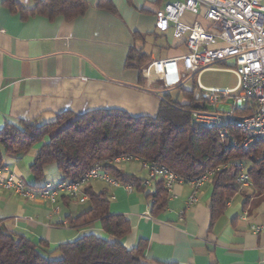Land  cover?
I'll use <instances>...</instances> for the list:
<instances>
[{
  "label": "crops",
  "instance_id": "obj_1",
  "mask_svg": "<svg viewBox=\"0 0 264 264\" xmlns=\"http://www.w3.org/2000/svg\"><path fill=\"white\" fill-rule=\"evenodd\" d=\"M16 1L25 9L34 6L33 0ZM84 1V13L69 20L38 14L22 18L0 0V129L6 123L19 121L51 123L64 112L81 115L93 110H120L131 117L156 116L163 92L161 83L147 80L143 74L141 79L139 69L125 65L131 51L146 57L144 68L152 60L176 59L186 54V35L179 39L171 28L159 33L155 27V13L178 0ZM260 4L264 6V0ZM182 22L208 25L202 12L185 14ZM211 72L233 75L221 70ZM200 77L199 84L205 89L236 87L202 85ZM182 88L193 90V102L203 108L193 80L191 86ZM204 108L214 111L208 104ZM44 142L25 154L4 157L0 184L9 173L31 187L61 181L55 164L45 166L40 179L31 172ZM123 170L142 181L147 177L138 162ZM86 189L96 194L104 192L109 213L129 221L130 233L121 242L127 249L145 242L147 264H264V230H254L264 226V193L257 194L251 184L241 187L212 224L210 182L201 187L196 202L190 206L187 202L191 187L174 186L164 210L153 216L148 195L154 193L155 185L128 193L123 185L91 181L82 191L87 196L83 203L71 201L64 194L56 203L39 195L21 198L0 185V224L7 232L47 252L87 234L105 238L97 223L78 229L68 224L69 218L86 211Z\"/></svg>",
  "mask_w": 264,
  "mask_h": 264
},
{
  "label": "trees",
  "instance_id": "obj_2",
  "mask_svg": "<svg viewBox=\"0 0 264 264\" xmlns=\"http://www.w3.org/2000/svg\"><path fill=\"white\" fill-rule=\"evenodd\" d=\"M33 1L31 9L23 8L16 0H2V4L12 13H20L22 18L38 14L49 19L62 16L70 20L82 15L87 8L84 0ZM145 61L143 54L131 51L125 67L139 69L142 79ZM174 88L187 103L179 102L178 96L173 98L162 87L158 111L153 118L131 117L120 110H93L81 115L64 112L47 124L6 123L0 129V169L4 157L25 154L45 139L48 140L40 146L31 166L35 179L42 178L45 166L55 164L62 180H73L93 164L122 155L165 165L186 180L213 169L215 173L208 181L213 188L212 224L241 189L236 183L238 164L248 165V169L245 168L249 184L257 194L264 193V159H258L261 146L254 145L245 151L225 150L215 129H204L191 120L190 112L198 108L193 102V90H184L180 84ZM104 169L121 185L143 189L142 180L112 166L106 165ZM85 192L88 195L86 211L69 218L68 224L78 229L97 223L105 238L87 234L47 252L26 238L7 232L0 224V264H147L145 242L140 241L130 249L123 246L121 241L131 229L129 221L122 215L109 213L105 193L96 194L89 189ZM148 198L152 200L150 214L153 216L166 207L168 193L158 182ZM53 253H59L61 258L52 260Z\"/></svg>",
  "mask_w": 264,
  "mask_h": 264
},
{
  "label": "built area",
  "instance_id": "obj_3",
  "mask_svg": "<svg viewBox=\"0 0 264 264\" xmlns=\"http://www.w3.org/2000/svg\"><path fill=\"white\" fill-rule=\"evenodd\" d=\"M202 12L208 23L206 27L198 22L186 25L182 22L185 14L197 15ZM155 27L159 33L170 28L176 38L184 35L186 54L169 60H152L144 69V77L161 82L163 88L180 84L181 78L191 74L203 108L190 112L191 120L207 130L215 129L225 150H247L254 145L261 146L258 159H264V6L260 0H178L167 4L155 13ZM231 64H227L228 62ZM221 70L232 73L237 81L232 90L205 89L199 84V77L205 71ZM227 112L218 110L227 106ZM214 107L207 111L204 105ZM133 162H138L146 172L142 188L153 187L161 182L168 195L176 185L187 184L192 192L187 206L194 204L201 187L215 173L207 169L200 175L186 180L165 165L147 163L131 155H122L104 162L93 164L78 178L44 183L39 187L29 186L22 178L9 173L0 184L7 191L21 198L33 199L36 195L56 203L60 194L78 203L87 201L83 189L91 181L119 186L104 166H112L122 172ZM239 175L236 183L241 187L249 184L246 168L237 165ZM1 170V169H0ZM130 193L133 188L123 185ZM182 213V211H181ZM256 232L264 226L255 227Z\"/></svg>",
  "mask_w": 264,
  "mask_h": 264
},
{
  "label": "rangeland",
  "instance_id": "obj_4",
  "mask_svg": "<svg viewBox=\"0 0 264 264\" xmlns=\"http://www.w3.org/2000/svg\"><path fill=\"white\" fill-rule=\"evenodd\" d=\"M200 83L202 85H212V84H221V85H225L228 86L230 88H233L236 84V78L231 75V74H221V73H217V72H211V71H205L202 76L200 77ZM180 85L183 86H191L192 85V75H186L184 78H181L180 81ZM168 92L171 94V96L173 98L178 96V100L179 102H182V96L181 95H177V90H175L174 87L168 88L167 89ZM233 99L229 98L226 103L227 106H221L219 111L220 112H227V110L229 109V105L232 104ZM209 110H213L212 108H209ZM245 167L248 169V165H245ZM50 258L52 260H58L61 258L59 253H54L53 255L50 256Z\"/></svg>",
  "mask_w": 264,
  "mask_h": 264
}]
</instances>
